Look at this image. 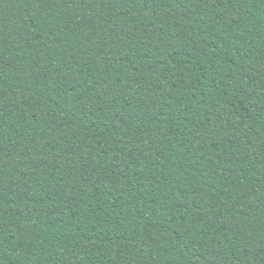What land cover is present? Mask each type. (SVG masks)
Wrapping results in <instances>:
<instances>
[{
    "label": "trees",
    "instance_id": "1",
    "mask_svg": "<svg viewBox=\"0 0 264 264\" xmlns=\"http://www.w3.org/2000/svg\"><path fill=\"white\" fill-rule=\"evenodd\" d=\"M0 264H264V0H0Z\"/></svg>",
    "mask_w": 264,
    "mask_h": 264
}]
</instances>
